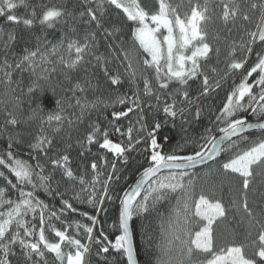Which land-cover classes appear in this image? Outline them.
Listing matches in <instances>:
<instances>
[{
    "label": "snow or ice",
    "instance_id": "1",
    "mask_svg": "<svg viewBox=\"0 0 264 264\" xmlns=\"http://www.w3.org/2000/svg\"><path fill=\"white\" fill-rule=\"evenodd\" d=\"M83 4L77 15L43 3L17 15L19 7L29 9L27 0H0V18L27 30L37 23L50 29L71 16L115 37L121 31L112 24L115 12L133 44L132 50L119 45L129 95L116 91L121 74L96 54L95 32L87 27L83 36L55 43L37 37L34 46L0 31L6 97L0 101V264H121L118 258L138 264L134 218L153 213L159 236L146 234V264H264V192L253 204L248 195L257 177L264 184V0H155L152 10L141 0ZM214 19L229 37L234 30L239 35L225 52L208 39ZM97 70L115 88H103ZM226 85L225 98L209 109L210 125L189 136L185 125L199 121ZM49 96L54 106L46 109ZM169 123L184 134L175 143L161 136ZM134 152L144 156L138 178L119 190L120 168ZM200 165L239 181L240 187L228 182V204L215 185H197ZM117 201L109 224V206ZM230 212L239 217L243 239L234 234L218 245L215 225Z\"/></svg>",
    "mask_w": 264,
    "mask_h": 264
},
{
    "label": "trees",
    "instance_id": "2",
    "mask_svg": "<svg viewBox=\"0 0 264 264\" xmlns=\"http://www.w3.org/2000/svg\"><path fill=\"white\" fill-rule=\"evenodd\" d=\"M27 2L30 4V7L28 10H26L23 7H19L16 10L17 15H26L27 12L31 11V6L43 3L48 6H61L63 5L67 11L73 13L74 15H77L79 11L82 10L84 7L83 0H27ZM203 2V0H201ZM141 3L143 6L148 9L152 10L155 7V0H141ZM91 6H94L91 5ZM37 13L39 14L41 9L39 7L36 8ZM118 11V10H117ZM111 20L112 24L116 27H120L121 31L117 32L115 37L113 36H107L103 30H97L95 29V25L91 26H85L80 22V19L77 18L76 20H73L71 16H65L61 22L57 23L53 28H44L42 29L41 26L37 23L33 26L31 30H27L24 28L23 25H11L7 23L4 18H0V31H3L5 34L10 31L16 32L18 35L24 36L26 39L30 40L31 44L30 46H34L36 44V38L39 37L41 41L47 40L51 43H55L58 41L62 36L69 35H79L83 36L85 28L87 27L89 31L95 32V46H96V54L102 55L107 57L111 60V67L113 71L116 70L119 71L121 74L122 84L116 88V91L124 93L127 92L129 95H131V87L128 82V77L125 74V68L127 67V62L124 61L123 55H122V49L120 48V44L122 43L124 45L125 49L132 50L133 44L132 40L130 38V30L128 24L125 23L122 16H117L115 12H112L111 14ZM258 15V14H257ZM257 22V16H253V20L251 23H248L246 26L249 28H254L255 23ZM106 27L108 25H105ZM231 27V25H229ZM73 29L76 31L74 32ZM218 35V39H213V37ZM239 39V35L235 32L233 33L232 37H229L228 32L223 28V25L219 20L214 19L209 24V41L212 42L215 45H219L221 47L222 52L226 51V45L231 39ZM51 43H49V47L51 46ZM110 45H115V47H110ZM21 46H16V51H20ZM134 54V53H133ZM87 60L92 59V57L88 56L86 57ZM221 60H223V56H221ZM213 62H215V57H213ZM221 67H223V64H221ZM97 76L99 78V81L103 88L111 90L115 88V86H111L109 82L105 81V78L99 70H97ZM229 84H231V79L229 80ZM142 86V85H141ZM228 90L227 85L225 86L224 91H220L219 95H214L213 97L209 98L208 102L205 104L204 112L202 115V118L199 121L192 120L191 123L185 125L186 128H188V135L195 137L198 136L203 132V130L210 125V120L214 119V116L209 112L210 108H215L220 105L221 100L225 98V91ZM4 88L2 85H0V101H3L6 99L3 95ZM202 103H204L202 101ZM44 104L46 109L52 108L54 105L51 101L50 96L46 99H44ZM3 105L0 104V108H2ZM25 108H27V103H25ZM27 114V113H26ZM3 114L0 112V122H3ZM135 119V117H133ZM191 120V117L189 118ZM124 123H127V121H124ZM30 130V129H29ZM258 134V133H257ZM184 134L180 132L179 124L176 128H173L171 124L169 123L165 128L161 131V136H169L172 138L173 143H175L178 139H180L181 136ZM114 140L116 137H112ZM4 145L3 143H0V148H2ZM191 147V146H189ZM75 156V153H73ZM133 157H135L134 160H132L127 168H123L121 166V178L119 180V183L117 185V188L119 190H123L127 188L129 185L134 184L136 179L138 178V173L141 170V165L144 161L143 155H138L137 153L131 154ZM23 158H27V153H22ZM111 159V157H109ZM222 159V158H218ZM212 165V162L209 164ZM213 168L217 167V165H212ZM196 171L199 173L196 179V183L198 186H203L205 188H208L212 185H215L217 187V197L223 196V200L225 204H228L229 202V192H228V182L231 180L236 187H240L239 181L235 180L232 176H225L222 172H212L209 173V170L207 167H199L196 169ZM257 171H261V169H257ZM261 177H257L254 181L252 187L256 189L255 193L249 192V202L250 204H253L254 201H258L260 194L264 192V184L260 183ZM224 185L223 191H220V186ZM199 190V189H198ZM41 198H45L43 193H41ZM48 202L52 204H57V201L52 200L51 198H45ZM174 203V201H173ZM117 206L118 201L114 205H110L107 213V222L110 224L113 221V218L115 217L117 213ZM84 209L91 211V209L84 205L82 206ZM155 214L153 213L152 216H148L147 218H134V224H135V235H134V248L137 252V260L138 264H146V261L149 260V254L147 251V244H146V234L152 235V236H159V221L154 218ZM74 218H79L74 217ZM102 219H105V217H101ZM85 222H87L85 220ZM215 234L217 236V243H229L233 239V235H236V238L238 241L243 239V227L239 224V217L235 216L234 213H229L228 219L221 221L215 225ZM121 260V264H126V259L118 258Z\"/></svg>",
    "mask_w": 264,
    "mask_h": 264
},
{
    "label": "water",
    "instance_id": "3",
    "mask_svg": "<svg viewBox=\"0 0 264 264\" xmlns=\"http://www.w3.org/2000/svg\"><path fill=\"white\" fill-rule=\"evenodd\" d=\"M208 163L210 164V163H211V161H209ZM203 166H204V165H200V166H198V168H199V167H203Z\"/></svg>",
    "mask_w": 264,
    "mask_h": 264
},
{
    "label": "rangeland",
    "instance_id": "4",
    "mask_svg": "<svg viewBox=\"0 0 264 264\" xmlns=\"http://www.w3.org/2000/svg\"><path fill=\"white\" fill-rule=\"evenodd\" d=\"M143 5V4H142Z\"/></svg>",
    "mask_w": 264,
    "mask_h": 264
}]
</instances>
